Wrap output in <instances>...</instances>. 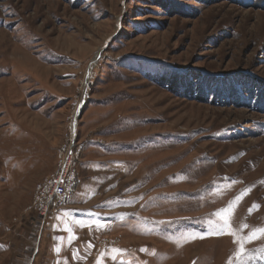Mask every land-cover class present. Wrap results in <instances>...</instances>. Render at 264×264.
Returning a JSON list of instances; mask_svg holds the SVG:
<instances>
[{
    "label": "rangeland",
    "instance_id": "obj_1",
    "mask_svg": "<svg viewBox=\"0 0 264 264\" xmlns=\"http://www.w3.org/2000/svg\"><path fill=\"white\" fill-rule=\"evenodd\" d=\"M256 80L264 0H0V264H264Z\"/></svg>",
    "mask_w": 264,
    "mask_h": 264
},
{
    "label": "built area",
    "instance_id": "obj_2",
    "mask_svg": "<svg viewBox=\"0 0 264 264\" xmlns=\"http://www.w3.org/2000/svg\"><path fill=\"white\" fill-rule=\"evenodd\" d=\"M77 117L75 118L74 112L69 116L70 134L76 129ZM74 134V133H73ZM73 142L64 147L59 160V165L56 173L47 181V185L43 187L44 194L38 199V210L42 216H47L53 206L57 203H62L72 194L75 185V171L73 169V157L71 149ZM41 190V189H40ZM42 195V193H41ZM98 246L102 249H116L120 248L115 240L101 239Z\"/></svg>",
    "mask_w": 264,
    "mask_h": 264
},
{
    "label": "snow or ice",
    "instance_id": "obj_3",
    "mask_svg": "<svg viewBox=\"0 0 264 264\" xmlns=\"http://www.w3.org/2000/svg\"><path fill=\"white\" fill-rule=\"evenodd\" d=\"M248 190L245 191L244 194H246ZM243 195V194H242ZM241 197H237V201L240 199ZM233 207V203H230L229 206L225 209H221L219 210L215 215L221 217V219L224 220V224L222 226H219L218 227V231H217V234H222V233H225V230L226 229H229V224H228V220H227V215L230 214L231 212V209ZM254 207H258V206H254ZM251 211V210H250ZM242 227H247L246 225H242ZM257 233H264V229H256L254 230V233L252 235H250L247 239L248 241L250 242L252 239H256L258 238L257 237ZM227 234H230V235H233L235 236V232L234 231H231L230 229L228 230ZM244 252V248H243V245L241 244V248H240V251L236 254L238 257H241L242 254ZM113 259H115L116 257H112ZM229 264H231V260L229 261Z\"/></svg>",
    "mask_w": 264,
    "mask_h": 264
},
{
    "label": "crops",
    "instance_id": "obj_4",
    "mask_svg": "<svg viewBox=\"0 0 264 264\" xmlns=\"http://www.w3.org/2000/svg\"><path fill=\"white\" fill-rule=\"evenodd\" d=\"M128 197H132V196H130V195H128ZM112 214H113V216H111V215H107L108 217H106L107 219L106 220H108V222H110V221H112V222H115L114 223V226L117 228V227H119V228H122L121 226H124V224H122V222H124L126 219H127V217L128 216H126V217H123V218H121V217H116L117 215H118V212L117 211H115V210H113L112 211ZM96 215H101V219L103 220V217H102V214H98V212L96 211ZM116 215V216H115ZM128 221H130V220H128ZM120 223V224H119ZM119 224V225H118ZM127 224V221L125 222V225ZM101 232V231H100ZM130 259H131V257H129ZM118 260H120V261H123L122 260V258H117V260L116 259H113V260H109V261H103L102 259H101V264H119V262L120 261H118ZM98 262V261H97ZM96 262V263H97Z\"/></svg>",
    "mask_w": 264,
    "mask_h": 264
},
{
    "label": "trees",
    "instance_id": "obj_5",
    "mask_svg": "<svg viewBox=\"0 0 264 264\" xmlns=\"http://www.w3.org/2000/svg\"><path fill=\"white\" fill-rule=\"evenodd\" d=\"M240 77H244V79L246 78L245 76H239L238 78H237V80L236 81H239V79H240ZM244 81V80H243ZM253 80H251V82H252ZM257 81V80H256ZM257 82H259L260 83V86H262L263 88H262V90H263V92H262V94H264V82H260V81H257ZM253 83V82H252ZM261 94V95H262ZM262 96H264V95H262ZM264 103V102H263ZM241 104H239L238 103V106H240ZM257 105V104H256ZM258 111L260 112V113H264V104H262V106H261V104L259 105V103H258ZM260 107V108H259Z\"/></svg>",
    "mask_w": 264,
    "mask_h": 264
},
{
    "label": "bare ground",
    "instance_id": "obj_6",
    "mask_svg": "<svg viewBox=\"0 0 264 264\" xmlns=\"http://www.w3.org/2000/svg\"><path fill=\"white\" fill-rule=\"evenodd\" d=\"M76 114H78V109H77V111H76Z\"/></svg>",
    "mask_w": 264,
    "mask_h": 264
}]
</instances>
